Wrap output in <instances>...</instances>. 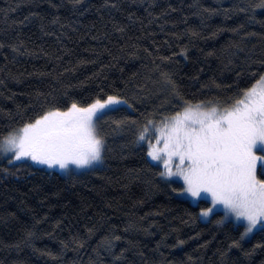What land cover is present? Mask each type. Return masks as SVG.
I'll return each mask as SVG.
<instances>
[{
  "label": "trees",
  "instance_id": "1",
  "mask_svg": "<svg viewBox=\"0 0 264 264\" xmlns=\"http://www.w3.org/2000/svg\"><path fill=\"white\" fill-rule=\"evenodd\" d=\"M263 77L264 0H0V138L124 101L95 117L98 168L0 155V264H264V229L203 220L210 203L180 197L139 139L189 105L232 109Z\"/></svg>",
  "mask_w": 264,
  "mask_h": 264
},
{
  "label": "snow or ice",
  "instance_id": "2",
  "mask_svg": "<svg viewBox=\"0 0 264 264\" xmlns=\"http://www.w3.org/2000/svg\"><path fill=\"white\" fill-rule=\"evenodd\" d=\"M118 103L109 97L87 108L73 104L69 112L49 113L19 134L0 138V155L13 154L15 160L28 157L49 167L58 164L62 169L68 163L85 167L99 161L102 141L95 134L93 117L99 110ZM162 123L167 129V133L160 130L163 149L157 150L149 143L148 155L159 160V151H163L168 176H182L185 191L193 197L201 192L209 194L214 204H222L238 219L247 221L244 236L251 233L264 221V183L256 179L259 157L254 155V150L264 153V78L230 110L218 112L213 107L205 111L201 105H189L183 113ZM152 124L149 121L145 126L141 141L148 138ZM173 157L179 158L175 173L170 167Z\"/></svg>",
  "mask_w": 264,
  "mask_h": 264
},
{
  "label": "rangeland",
  "instance_id": "3",
  "mask_svg": "<svg viewBox=\"0 0 264 264\" xmlns=\"http://www.w3.org/2000/svg\"><path fill=\"white\" fill-rule=\"evenodd\" d=\"M115 99L120 101V103H118V104H110L106 108L99 110L96 113V115L93 117V123L95 121V117L97 118V117L101 116L103 113L110 111L111 108L114 109V107L124 104L123 100L118 99V98H115ZM202 108L205 111L210 109V108L205 107V106H202ZM224 110L225 109L218 110V112H223ZM69 111H67V112H69ZM60 113H66V112H60ZM160 130H163V131H165V133H167V129H164L163 123L150 127V131H152V135H148V138H146V140H145V142L148 144L147 145L148 148H149V143H151L152 145H154L157 148V150H162L163 149L164 140L160 138ZM20 132L21 131L17 132V134H19ZM97 138H98V136H97ZM157 139L160 140L159 144L156 143ZM150 150L151 149L149 148V151ZM102 155H103V145H102V148H101V154H100V160L99 161L92 162L91 164H89V165H87L85 167H78L75 164L68 163L66 168H63V169L60 168L58 164L53 165L52 167H49L47 164H38V163H36L35 161L31 160L28 157L22 158L21 160H15L13 154L2 155V156H3V158L11 157V160L14 161V162L30 161L34 165H36L38 167H41V168H44L46 170L59 172L62 175H70V174L84 172V171L92 170L94 168H98L99 166H101V163H102ZM159 155H160V159L159 160H155V161L163 166V168L165 170V173H166L167 170L165 168L164 162H165V160H167V156H166V154L163 151H159ZM254 155L259 157V159H257V161H256V172H255L256 179L259 180L260 182L264 183V153H261L260 151L254 150ZM178 165H179V158L178 157H173L172 161H171V164H170V167H171V170H172L173 173H175L177 171V166ZM181 167H186V164L181 166ZM170 177L173 180L176 179V180L180 181L184 185L183 191L180 193V197H182L183 199H187L193 204H197L200 200H206V201H208L210 203V208L208 210L203 211L201 213V216H202L203 220L207 221V220L210 219L212 214H214L216 212H221V213L225 214V218L226 219L231 220V221H233V222H235L237 224L243 225L244 229L246 231V227H247V221L246 220H244L243 218H239L238 219L234 213H232L231 211L226 209L222 204H214L213 201H212V197L209 194L201 192L199 196L193 197L190 193L185 191L187 186H186L182 176L172 175ZM206 211L208 212V215H206V216L202 215ZM262 224H264V221H262L261 223L257 224L256 228H254L252 230V232L249 233L247 236H244V238L246 240H248L256 232H258L259 230L264 229V227H262ZM245 231H244V233H245Z\"/></svg>",
  "mask_w": 264,
  "mask_h": 264
},
{
  "label": "bare ground",
  "instance_id": "4",
  "mask_svg": "<svg viewBox=\"0 0 264 264\" xmlns=\"http://www.w3.org/2000/svg\"><path fill=\"white\" fill-rule=\"evenodd\" d=\"M163 164V163H162Z\"/></svg>",
  "mask_w": 264,
  "mask_h": 264
}]
</instances>
